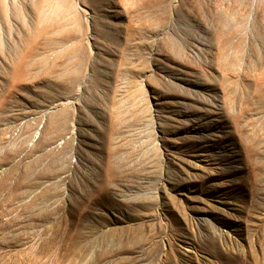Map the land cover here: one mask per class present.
Masks as SVG:
<instances>
[{"label": "rangeland", "instance_id": "rangeland-1", "mask_svg": "<svg viewBox=\"0 0 264 264\" xmlns=\"http://www.w3.org/2000/svg\"><path fill=\"white\" fill-rule=\"evenodd\" d=\"M0 264H264V0L0 2Z\"/></svg>", "mask_w": 264, "mask_h": 264}, {"label": "bare ground", "instance_id": "bare-ground-1", "mask_svg": "<svg viewBox=\"0 0 264 264\" xmlns=\"http://www.w3.org/2000/svg\"><path fill=\"white\" fill-rule=\"evenodd\" d=\"M35 0H25V2H26V5H30V4H32L33 2H34ZM0 2L1 3H4V6H5V8L6 9H8V7L9 6H11L12 5V3H18L19 2V0H0ZM47 4V3H46ZM62 4L61 3H59V6H61ZM52 9V8H51ZM54 9V8H53ZM57 9H58V7H57ZM64 9H65V6H64ZM59 10V9H58ZM51 12V11H50ZM59 13V12H58ZM44 15H50V16H53V15H55L56 14V10H53L51 13H49V12H44L43 13ZM57 15V14H56ZM92 16V15H91ZM95 18V17H94ZM105 18H106V16H105ZM53 19V18H52ZM113 22H115V23H117L116 21H113ZM162 24V23H161ZM212 26V25H211ZM210 26V27H211ZM209 27V26H208ZM215 27V26H214ZM206 28V27H205ZM217 28V27H216ZM215 29V28H214ZM218 29V28H217ZM207 30V29H206ZM210 29L208 28V31H209ZM212 31H214V30H212ZM215 31H216V29H215ZM212 33V32H211ZM204 34H205V31H204ZM196 36V35H195ZM194 36V37H195ZM204 37H206V36H204ZM155 38V37H154ZM216 39H217V37H216ZM208 44V43H207ZM195 45H197L198 46V44H195ZM204 45H206V44H204ZM182 47H183V44H182ZM181 47V48H182ZM204 47V46H203ZM198 48V47H197ZM196 48V49H197ZM202 48V47H201ZM205 48V47H204ZM203 49V48H202ZM181 51V50H180ZM184 51H185V49H184ZM188 53V51L186 52V54ZM202 53V52H201ZM184 54H185V52H184ZM190 54V53H189ZM178 55H180V54H178ZM182 55H183V53H182ZM180 57V56H179ZM186 57V56H185ZM189 58V57H188ZM185 59V58H184ZM159 68H163L162 66H159ZM162 70H164V69H162ZM172 76L170 77V75L168 76V82H169V85L171 84V85H177V83L175 82V81H172ZM180 79V78H179ZM181 85V84H180ZM173 87V86H172ZM182 107V106H181ZM179 109H181V108H179ZM219 137H223L222 135H219Z\"/></svg>", "mask_w": 264, "mask_h": 264}]
</instances>
